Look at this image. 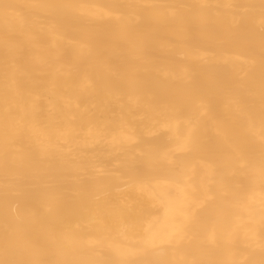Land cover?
<instances>
[{"label":"bare ground","instance_id":"1","mask_svg":"<svg viewBox=\"0 0 264 264\" xmlns=\"http://www.w3.org/2000/svg\"><path fill=\"white\" fill-rule=\"evenodd\" d=\"M0 264H264V0H0Z\"/></svg>","mask_w":264,"mask_h":264}]
</instances>
